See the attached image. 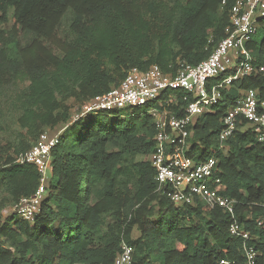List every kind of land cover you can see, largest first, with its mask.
Listing matches in <instances>:
<instances>
[{
    "label": "trees",
    "instance_id": "trees-1",
    "mask_svg": "<svg viewBox=\"0 0 264 264\" xmlns=\"http://www.w3.org/2000/svg\"><path fill=\"white\" fill-rule=\"evenodd\" d=\"M234 0H0L1 111L18 128L15 154L44 129L63 125L50 152L45 197L32 221L14 212L0 222V264H113L121 241L133 264H243L242 241L230 234V216L203 203L175 205L156 191L154 122L150 104L85 113L70 121L68 100L82 106L116 86L131 68L158 65L174 73L180 62L206 59L229 25ZM264 66V21L246 44ZM233 68L210 79L227 77ZM247 89L264 101V72L233 80L191 126L188 155H214L215 175L235 198V217L249 232L264 264V143L240 118L218 150L221 119ZM175 92L177 115L185 101ZM4 109V111H3ZM126 109V108H125ZM40 173L30 163L0 156V191L11 205L31 195ZM5 205V202L2 203ZM133 230L138 235L133 237Z\"/></svg>",
    "mask_w": 264,
    "mask_h": 264
},
{
    "label": "built area",
    "instance_id": "built-area-1",
    "mask_svg": "<svg viewBox=\"0 0 264 264\" xmlns=\"http://www.w3.org/2000/svg\"><path fill=\"white\" fill-rule=\"evenodd\" d=\"M225 0H222V4ZM264 21V0H234L229 9V25L210 55L196 65L179 63L174 73H164L156 64L145 70L129 69L120 82L105 93L84 103L82 114L113 112L150 104L148 113L154 122L153 151L148 156L155 170L156 191L166 195L175 205L203 203L208 209H221L230 216L228 230L242 241L243 264H256L257 252L249 244L251 235L235 217L236 200L224 194L226 187L215 175L218 160L212 155L194 162L188 155L191 126L203 113L209 112L221 98V89L233 80L264 72V66H255L246 47ZM233 71L218 83H207L228 69ZM183 90L185 101L175 114L168 106L177 105L175 92ZM245 120L258 142L264 143V101L257 91L247 89L226 110L218 134V150L225 151V142L237 128L236 119ZM58 142V135L42 132L32 145L15 159L19 163L33 164L40 173L34 192L13 203L10 210L24 220L32 221L40 211L45 197V183L50 171V152ZM133 248L121 241L113 264H133ZM215 264H236L235 260L220 258Z\"/></svg>",
    "mask_w": 264,
    "mask_h": 264
},
{
    "label": "rangeland",
    "instance_id": "rangeland-1",
    "mask_svg": "<svg viewBox=\"0 0 264 264\" xmlns=\"http://www.w3.org/2000/svg\"><path fill=\"white\" fill-rule=\"evenodd\" d=\"M3 99L0 98V156L10 155L13 158H17L19 154H15L13 148L18 141V128L15 125V122L12 120L13 118L9 116V114L4 115L1 109L4 106ZM67 103L70 106L71 119L70 121H75L77 118L82 116V108L80 104L73 102L72 100H68ZM132 108H126L121 110L122 115H127L131 112ZM4 111V109H3ZM63 125H57L55 128L48 130L44 129L43 131L51 134V135H59L63 130ZM228 147H225V153H227ZM48 178V175H47ZM46 184V183H45ZM8 196L0 191V222L10 214L12 211L10 210L11 204L7 202ZM5 202V205L2 203ZM133 237L137 236L138 233L133 230Z\"/></svg>",
    "mask_w": 264,
    "mask_h": 264
}]
</instances>
